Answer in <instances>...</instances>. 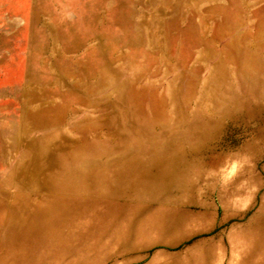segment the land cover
<instances>
[{
	"label": "rangeland",
	"instance_id": "1",
	"mask_svg": "<svg viewBox=\"0 0 264 264\" xmlns=\"http://www.w3.org/2000/svg\"><path fill=\"white\" fill-rule=\"evenodd\" d=\"M261 210L257 249L264 0H0V264H241ZM60 211L93 237L170 221L30 250Z\"/></svg>",
	"mask_w": 264,
	"mask_h": 264
},
{
	"label": "bare ground",
	"instance_id": "2",
	"mask_svg": "<svg viewBox=\"0 0 264 264\" xmlns=\"http://www.w3.org/2000/svg\"><path fill=\"white\" fill-rule=\"evenodd\" d=\"M64 211H60L56 214H42L39 215V220L41 223L39 225L32 227L31 235H26L27 243L30 246V250L43 249L46 252L56 251L59 248H67L68 246H72L75 244H83L89 240H92L91 235L87 232V230L82 232V234H74L72 230L61 231V230H53L55 226H58L63 219L65 218ZM159 222L154 218L149 222V225H156ZM137 229V228H136ZM257 230L260 232V240H258L255 245L258 247L264 246V228L258 227ZM136 231V230H134ZM131 232V231H129ZM43 236V239L40 237ZM250 241V240H248ZM100 242V241H99ZM98 241L96 245H100ZM250 243V242H249ZM72 244V245H71ZM89 244V243H88Z\"/></svg>",
	"mask_w": 264,
	"mask_h": 264
},
{
	"label": "crops",
	"instance_id": "3",
	"mask_svg": "<svg viewBox=\"0 0 264 264\" xmlns=\"http://www.w3.org/2000/svg\"><path fill=\"white\" fill-rule=\"evenodd\" d=\"M190 185V182H188L187 184V187ZM113 215H111L112 217ZM262 216V210L260 212V214H258V216H256L255 219H253V221L250 223V225L247 227V229L245 230L244 234L243 235V238L245 239V244L247 245V251H246V254L244 256V258L242 259V263L241 264H249L252 260V258L255 256L256 253H259L261 251H264V246L261 248V249H257V248H252L251 244L249 242H253L252 241V232H251V227L257 223L259 220H260V217ZM156 219L157 222H159L158 224L161 225V229H165L169 224L167 223L169 220V218L167 217L166 214L162 213L161 215H158L156 217H154ZM154 218L152 219H148L146 220V222H142L141 225H137L135 224V220H128V222L125 224V226L122 228H120L119 230L118 229H112L110 231H105L103 232V230L101 228H99L97 230V234H96V237H93L92 235L90 237H92V240H88L87 243L85 242L83 244V242L80 244L82 245L84 248L86 249H90V250H97L99 247H103V239L106 235H110L111 238L113 239H117L118 242H120V244L124 245L126 244V242L128 240H130L135 234L136 232H141L142 230H144L145 228L147 227H150L151 225H149V222L151 220H153ZM140 224V223H139ZM147 226V227H146ZM101 227V225H100ZM137 227V229H136ZM136 230V231H134ZM102 231V232H101ZM131 231V232H129ZM252 231H254L252 229ZM100 239V242L101 244L100 245H96V242L99 241ZM250 240V241H248ZM89 243V244H88ZM72 245V244H71ZM205 255L207 256V254L205 253Z\"/></svg>",
	"mask_w": 264,
	"mask_h": 264
}]
</instances>
